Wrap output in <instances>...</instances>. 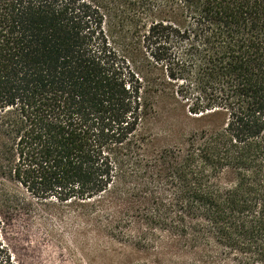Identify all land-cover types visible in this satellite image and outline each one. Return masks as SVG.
Listing matches in <instances>:
<instances>
[{"label": "trees", "instance_id": "obj_1", "mask_svg": "<svg viewBox=\"0 0 264 264\" xmlns=\"http://www.w3.org/2000/svg\"><path fill=\"white\" fill-rule=\"evenodd\" d=\"M14 221L264 264V0H0V264Z\"/></svg>", "mask_w": 264, "mask_h": 264}, {"label": "rangeland", "instance_id": "obj_2", "mask_svg": "<svg viewBox=\"0 0 264 264\" xmlns=\"http://www.w3.org/2000/svg\"><path fill=\"white\" fill-rule=\"evenodd\" d=\"M123 54V42H119ZM12 252L23 264H158L154 253H145L110 238H89L86 248L65 251L73 239L64 235L50 237L36 226L14 221L9 229Z\"/></svg>", "mask_w": 264, "mask_h": 264}]
</instances>
